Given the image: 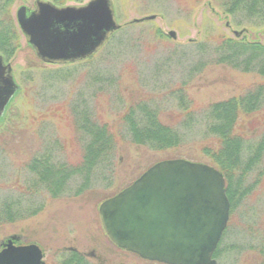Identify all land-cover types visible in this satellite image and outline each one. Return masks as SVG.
<instances>
[{
    "label": "rangeland",
    "instance_id": "obj_1",
    "mask_svg": "<svg viewBox=\"0 0 264 264\" xmlns=\"http://www.w3.org/2000/svg\"><path fill=\"white\" fill-rule=\"evenodd\" d=\"M35 1L16 0V22L17 9ZM52 1L80 5L90 0ZM113 1L123 24L158 16L130 25L78 65L42 61L20 34L22 46L10 61L22 92L0 126V211L8 207L12 216L0 224V251L13 241L42 247L46 264H62L72 250L85 257V264H162L110 238L102 203L163 160L185 158L220 170L208 149L217 150L219 140L210 108L254 93L257 112L241 116L236 126V135L246 143L241 166L230 174L231 217L214 258L218 264H264V72L257 62L251 71L223 62L229 50L219 48L224 36L237 38L235 30L264 45L261 17L226 14L209 0ZM131 112L138 122L148 112L156 114L175 133V146L159 150L150 143L152 147L137 144L125 119ZM105 125L110 143L92 168L85 167L92 142L89 128L97 131ZM254 155L259 157L251 161ZM46 157L54 168L70 172L61 187L57 177L43 183L47 172L34 171L37 160Z\"/></svg>",
    "mask_w": 264,
    "mask_h": 264
},
{
    "label": "water",
    "instance_id": "obj_2",
    "mask_svg": "<svg viewBox=\"0 0 264 264\" xmlns=\"http://www.w3.org/2000/svg\"><path fill=\"white\" fill-rule=\"evenodd\" d=\"M156 18L150 14L127 25ZM17 20L36 54L54 64L92 57L123 27L113 0L67 6L37 0L35 8L20 6ZM243 32L235 30L238 37ZM169 35L177 38L174 30ZM20 89L12 64L0 54V123ZM100 211L110 238L144 259L217 264L214 254L230 220L231 202L220 170L177 158L151 166L133 184L104 201ZM0 264L46 262L39 245L10 241L0 251Z\"/></svg>",
    "mask_w": 264,
    "mask_h": 264
},
{
    "label": "trees",
    "instance_id": "obj_3",
    "mask_svg": "<svg viewBox=\"0 0 264 264\" xmlns=\"http://www.w3.org/2000/svg\"><path fill=\"white\" fill-rule=\"evenodd\" d=\"M209 1L214 2L213 6L215 8L219 5L226 14H246L250 18L257 17L259 19L261 17L262 21L260 24L263 26L264 0ZM15 2L16 0H0V52L4 54L7 59L13 58L22 46L21 33L12 15V7ZM200 2L201 0L197 1V3ZM129 28L130 25L124 26L121 31L108 41L105 48L111 44L118 34L121 32L126 33ZM244 34L242 37H237L236 39L228 36L223 37V41L220 43L219 48L229 50V53L223 57V62L225 61L230 64H239L247 71L253 70V64H256L257 62V64L261 63L260 66L257 65L259 67V71L262 70L264 72V45L257 41H248L246 37H244ZM119 43L120 42L118 41V44ZM246 54H249L250 56L240 62L241 58ZM257 97L258 95L252 93L248 97H233L228 100L219 101L213 103L209 111V116L214 122V126L212 125L213 132L218 135L219 140H216L214 144L216 145V143H218L217 150L213 149L214 147H208V149H212L214 151L210 156H212L214 161L219 165L220 170L224 173L227 179V191L230 199H232L231 196L233 197L234 194V181L232 180V177L230 178V174H233L235 169L241 166V154L243 153L242 143H246V141L236 135V126L241 116H250L257 112ZM129 114L125 117V119H129L127 122L130 123V127L132 128V132L135 136V142L137 144H152L153 148H158L159 150H165L175 146V133L170 127L160 122L156 114L148 112L146 115L140 117V122L136 121L132 112ZM89 130L92 135V142L88 147V151L84 159V166L87 167L89 164L90 168H92L95 161L103 155V149L106 147V144L108 145V143H110L108 135L109 127L108 125H105L104 128H101V130L97 129V131H95L93 128H89ZM258 157L259 155H254L251 157L252 159L249 158V160L251 159V161H256ZM49 162L47 157L43 158V160L38 159L33 169L37 173L42 172V169L44 172H47L41 176V181L43 183H48V181H51L50 179L57 177L56 185L61 187L65 184V180L68 179L67 176L70 172L62 169V166L58 167V169L54 168L52 164H48ZM245 165L247 166V169H249L250 163L248 164V162H246ZM7 209L8 207L3 208V213L0 211V224H2L3 218L7 221L12 218V216L9 215L10 212H6ZM8 210L11 211L10 208ZM216 255H218L217 251ZM66 257L67 258L62 264H85V257L78 254L75 250L69 251Z\"/></svg>",
    "mask_w": 264,
    "mask_h": 264
}]
</instances>
